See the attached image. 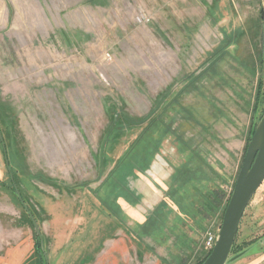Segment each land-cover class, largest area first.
I'll return each instance as SVG.
<instances>
[{"label":"rangeland","instance_id":"1","mask_svg":"<svg viewBox=\"0 0 264 264\" xmlns=\"http://www.w3.org/2000/svg\"><path fill=\"white\" fill-rule=\"evenodd\" d=\"M263 114V0H0V264H200Z\"/></svg>","mask_w":264,"mask_h":264},{"label":"water","instance_id":"2","mask_svg":"<svg viewBox=\"0 0 264 264\" xmlns=\"http://www.w3.org/2000/svg\"><path fill=\"white\" fill-rule=\"evenodd\" d=\"M264 3V0H263ZM0 141L4 149V156L6 159V165L9 171H11L8 155L4 138L0 131ZM11 179L13 180L14 187L17 195L22 204L27 209L34 228L42 239L41 228L35 219L32 212L26 206L21 193L14 181V176L10 172ZM264 182V114L258 122L255 131L248 143V147L238 172L236 182L228 201L227 207L224 211L221 227L219 230L218 238L212 250L209 252L206 259L202 264H230L231 262L241 258L248 251L246 248L236 254H232L233 245L235 243L240 223L247 206L249 205L252 197L257 192L259 187ZM42 242V240H41ZM43 247V244H42Z\"/></svg>","mask_w":264,"mask_h":264},{"label":"trees","instance_id":"3","mask_svg":"<svg viewBox=\"0 0 264 264\" xmlns=\"http://www.w3.org/2000/svg\"><path fill=\"white\" fill-rule=\"evenodd\" d=\"M254 133V132H253ZM5 161H6V159H5ZM7 166V165H6ZM241 168V167H240ZM10 175V174H9ZM10 181L12 182V185H13V188H14V190L16 191V189H15V187H14V184H13V180L11 179V176H10ZM0 184L1 185H4V181L2 182V180L0 181ZM16 194H17V192H16ZM21 196H22V194H21ZM19 198V197H18ZM23 198V197H22ZM20 200V199H19ZM23 200H24V198H23ZM21 201V200H20ZM25 202V201H24ZM22 203V202H21ZM207 203H208V205H209V207L211 208V206L212 205H215V202L212 200V202L210 201V200H208L207 201ZM204 206L206 205L205 203L203 204ZM202 205V206H203ZM24 206V205H23ZM207 206V205H206ZM24 208H25V206H24ZM26 209V208H25ZM26 211H27V209H26ZM27 213H28V211H27ZM28 216H29V218H30V220H31V222L33 223V221H32V219H31V217H30V215H29V213H28ZM34 225V224H33ZM36 235L38 236V234H37V232H36ZM39 237V236H38ZM41 239H40V237H39V241L37 242V248H38V250L40 251V250H43L42 249V247H41ZM238 243L236 242V240H235V243H234V245H233V249H232V253L233 254H236V253H238V252H240V251H242V250H244V247H241V246H238L237 245ZM41 259H43V257L41 256ZM43 262V261H42ZM203 262V261H202ZM202 262L200 263V264H202ZM42 264H44V263H42Z\"/></svg>","mask_w":264,"mask_h":264},{"label":"built area","instance_id":"4","mask_svg":"<svg viewBox=\"0 0 264 264\" xmlns=\"http://www.w3.org/2000/svg\"><path fill=\"white\" fill-rule=\"evenodd\" d=\"M108 57H110V54H108ZM217 238L218 235L216 234L214 235L213 233H210L209 236L207 237L205 244H206V249L208 250V254L215 245Z\"/></svg>","mask_w":264,"mask_h":264},{"label":"crops","instance_id":"5","mask_svg":"<svg viewBox=\"0 0 264 264\" xmlns=\"http://www.w3.org/2000/svg\"><path fill=\"white\" fill-rule=\"evenodd\" d=\"M113 249H115V244L113 245ZM107 251V250H106ZM116 260H114V261H112V259L111 260H109V261H105V264H110L111 262H113V263H111V264H118V262L116 261Z\"/></svg>","mask_w":264,"mask_h":264}]
</instances>
